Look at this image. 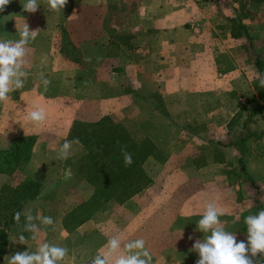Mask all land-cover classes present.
Here are the masks:
<instances>
[{"label": "rangeland", "instance_id": "rangeland-1", "mask_svg": "<svg viewBox=\"0 0 264 264\" xmlns=\"http://www.w3.org/2000/svg\"><path fill=\"white\" fill-rule=\"evenodd\" d=\"M80 1L84 0H68L64 10L57 13L49 10L47 0H38V10L29 13L23 9L26 0H12L6 10L0 12V40H18L19 32L25 24L30 31L39 29L38 35L43 33L50 37L48 43L36 45V58L34 54L28 55L29 63L24 69L27 72L25 86L10 93L9 99L0 103V117L11 114L12 102L20 91L27 90L34 84L41 90L44 89L40 72L48 67L53 72H60V68L68 67L73 70L74 75L79 69V82L76 76H72L73 84L80 87L79 94L75 86L73 89L70 86L69 91L64 89L63 92L72 99L81 97L86 102L82 107L83 112L92 115L90 105L98 92L91 88L90 83L96 82L99 77L95 74L96 68L101 72L112 69L116 73L122 70L125 63L123 57L133 51L134 41L138 42L142 35L151 36L154 31L162 29L151 18L154 17L150 15L152 12L147 11L152 0H97L93 14L102 20L103 36L108 37L106 56L102 52L94 53L91 50L83 58L82 50L74 46L68 32L61 26L72 7ZM203 1L218 6L224 3L230 5L228 11L219 7L215 14L217 19L230 18L229 27L220 23L215 25L216 22L208 24L206 20L210 22L212 19L210 11L202 8L194 11L192 3L201 4ZM177 2H180L179 7L182 8L191 4V9L185 11V14L181 12L180 26L174 27L176 44L184 40L177 31H192V35L204 40L203 44L209 50L205 52L206 55L213 51L227 57L230 66H241L242 75L228 76L230 82H234V87L229 91L217 92L215 98L218 99L213 100V103L217 104L219 101L218 106L212 107L206 101L203 107L192 106V115H200L199 120L194 117L189 122L170 121L172 119L166 114L164 122L154 121L148 124L150 128L161 131L163 138L159 139L158 148L135 126L138 124L132 126L127 123L124 112L110 114V117L99 120L103 123L102 130L92 126L96 122H73L69 140H80L83 145L78 144L83 151L80 158L64 162V168L69 166L75 178L89 180L94 187V194L86 204L76 207L66 216L62 224L65 233L60 235L59 241H55L56 244L52 243L69 250L61 264H89L95 255L90 257L82 249L88 246L91 250H98L113 236L124 242L143 239L152 256V264H196L199 256L191 249L196 240L203 239L204 234L197 230L196 224L202 218L208 203H215L222 209V224L225 230L236 235L238 242L247 240L245 217L264 208V86L260 84V80L264 79V8L258 0ZM231 4H234L233 11L230 10ZM89 14L91 13H83L79 17L86 18ZM32 22L34 26H30ZM73 29L70 26V30ZM226 29L230 30L231 37L221 41L223 34L220 31ZM87 45L88 43L84 44L85 48ZM32 46L34 43L27 47ZM44 51L49 52L47 59L42 57ZM111 58L114 61L111 62ZM224 65L225 63L221 66ZM34 66L38 69L37 73L29 75L28 71ZM222 70L224 68L220 69ZM44 77L51 81L48 91L54 88L51 86L56 83L53 79H60L59 75L47 74ZM225 79L227 80L219 77L218 72L213 76L214 82H224ZM100 82L107 84V80L103 82L100 79ZM237 82L242 85L239 91L235 87L238 86ZM118 83L125 89L124 78ZM84 86H90V89L83 94L81 92ZM55 93L48 92V98L52 102H59V96L55 99ZM109 93L115 97V92ZM148 98L155 109L162 111V101L157 95L150 94ZM50 110L54 112L53 109ZM209 112H212L211 116L207 114ZM143 131L148 134V130ZM108 138L112 139L113 145L120 148L126 146L127 151L138 154L140 163L137 172L140 173V179L134 176L122 178L119 183L113 182L105 168L97 169L100 165L111 166L104 154L105 146L98 147L99 143ZM35 140L34 137L22 138L18 142L12 141L7 149L0 150V228L17 206L19 196L23 194L33 197L42 192L39 184L34 186L26 179L27 171L23 169V163L30 155ZM42 140L48 141V138H37V141ZM14 146H17L18 151ZM90 154L95 157L90 158ZM42 170H38L39 182L57 181L55 177L58 173ZM112 171L115 172V168L112 167ZM135 181L140 182V185ZM133 182L138 184L139 189L124 197L122 190H133L134 187L126 189ZM49 190L44 197L51 200L57 189ZM43 206L45 211L37 215L50 216L47 211L50 205L44 203ZM87 219L95 222V230L87 235L75 231ZM24 223L25 217L21 215L20 222L14 220L7 229V243L0 264H7L8 257L17 251H37L52 230V226H45L36 220L34 223L40 230L33 239L30 232L22 231ZM21 234L26 238L24 244L19 241Z\"/></svg>", "mask_w": 264, "mask_h": 264}, {"label": "crops", "instance_id": "crops-1", "mask_svg": "<svg viewBox=\"0 0 264 264\" xmlns=\"http://www.w3.org/2000/svg\"><path fill=\"white\" fill-rule=\"evenodd\" d=\"M94 1H80L75 7H72L67 18L61 23V26L68 32L70 41L82 50L83 58H86V53H90L91 50L94 53L102 52V55L106 56L105 45L108 37L103 36L102 20L93 14V9L96 8L98 2L97 0ZM177 1L152 0L150 2L147 11L152 12L150 15H154V17L151 18H154V22L159 23L162 29L154 31L151 36L142 35L138 42L134 41L135 44H132L133 51L127 56L123 55L125 63L122 70L118 72L113 70L116 72L114 73L111 71L112 69L101 72L96 68L95 74L99 77L96 82L90 83L91 88L98 92L96 98L92 97L93 100L90 105L93 109L92 115L83 112L82 107L86 102L84 103L81 97L72 99L65 91L63 92L64 89L69 91L70 86L71 89L75 86L72 76H76L79 82V69L76 70L74 75L73 70L68 67L65 69L60 68V72H53L52 68L48 67L40 73L60 76V79H53L56 81V83L51 84L54 88L52 87L50 91L47 88L45 91V89L41 90L37 84H34L29 89L20 91L18 97L12 102L11 114L7 117L5 115L0 117V150L7 149L12 141L18 142L22 138L30 137L36 139L30 155L23 163V169L27 171L26 179L34 186L39 184L42 192L38 195L36 193L32 199L28 200L22 206L21 213L30 209L32 215L37 216V213L41 214L43 210L45 211L44 203H47V206L50 205V209L47 211L50 212V217L54 219L55 223L44 243L52 244L59 241L60 235L65 233L62 224L66 216L76 207L86 204L94 194V187L90 183L84 179L75 178L69 166L64 168V162H71L82 156V146L73 141L71 157L67 160L57 158L59 147L66 140L70 141L69 135L73 122L95 123L102 118L110 117V114L124 112L127 123L132 126L138 124L135 126L147 138H150L158 148L160 147L158 141L163 138L161 131L157 128H150L148 124L154 121L164 122L166 114L172 119L170 121L189 122L194 117L199 120L200 115H192V106L203 107L205 101L212 107L218 106L219 101L217 104L213 103V100L218 99V97L215 98L218 95L217 92L220 90L229 91L234 87V82H230L228 76L236 75L238 77L242 75L241 66L238 64L230 66L227 57L220 56L213 51L206 55L205 52L209 50H206V46L203 44L205 43L204 40L196 38L197 35H192V31H177L184 40L176 44L174 27L180 26L181 12L185 14V11L191 9V4L182 8L179 7L180 2ZM231 5L230 10L233 11L234 4ZM260 6L264 8L262 4ZM219 7H221V10L228 11L230 5L224 3L218 6L205 1L201 4L192 3L194 11H199L202 8V10L212 13L210 22L206 20L208 24L216 22L215 25L220 23V25L229 27L230 18L221 17L217 19L215 14L219 11ZM89 12L91 14L86 18L79 17L81 14ZM30 26H34L33 22ZM70 26L74 29L70 30ZM220 32L223 34L220 37L221 41L223 38L231 37L229 29ZM48 39L50 37L47 34L37 35L36 39L31 42L34 43V46L28 47L29 54H34V58H36L38 50L36 45L40 46L42 42L48 43ZM104 39L106 41H103ZM86 43L88 45L85 48L84 44ZM190 43L192 45L189 46ZM128 55L130 56L128 57ZM48 56L49 52L44 51L42 57L47 59ZM116 59L119 60L120 58ZM109 60L114 61L113 58ZM223 63L225 65L221 66ZM225 66L228 67L225 68ZM218 68H224V70L220 71ZM37 70V67L34 66L28 71L29 75L37 73ZM216 72H218L219 77L222 79L227 78V80L214 82L213 76ZM69 73L71 77H69ZM122 78H124L125 89L120 87L121 84L118 83ZM100 79L103 82L107 80V84H102ZM240 83H238V86L235 85L237 91L242 89ZM90 86H84L81 93L84 94ZM75 87L76 92L79 94L80 87L78 84ZM53 91L56 92L55 99L59 98V102H52L48 98V92ZM109 91L115 92V97ZM58 92H61V94L58 95ZM150 94L157 95L162 101V111L155 109L152 102H150L148 98ZM57 96L59 97L57 98ZM35 105H39L46 110L47 119L43 124L35 125L28 120V113L34 110ZM50 109H53L54 112ZM207 114L211 116L212 112ZM143 130H148V134H145L146 132ZM40 137L48 138V141H37V138ZM40 169H43L42 172L47 169L52 173H58V176L55 177L57 181L52 180L50 183H45L41 180L39 182L37 174ZM49 188L57 189V191H53L54 195L52 194V196L54 197L51 200L47 196L44 197L45 194L50 192ZM22 216L24 215L22 214ZM94 230L95 222L87 219L80 223L75 231L87 235ZM104 248L105 246L98 250H91L86 246L82 250H84V254L91 257Z\"/></svg>", "mask_w": 264, "mask_h": 264}, {"label": "clouds", "instance_id": "clouds-1", "mask_svg": "<svg viewBox=\"0 0 264 264\" xmlns=\"http://www.w3.org/2000/svg\"><path fill=\"white\" fill-rule=\"evenodd\" d=\"M12 0H0V12H4ZM68 0H47L50 11L61 12ZM39 8L38 0H26L23 9L35 13ZM37 30H29L25 24L19 32L18 40H0V103L9 99V94L23 89L24 78L28 65V45L38 35ZM90 59V58H89ZM41 82L45 91L51 81L41 73ZM264 86V79L260 80ZM47 119L46 110L39 105L28 113V120L35 125L43 124ZM75 143H79L77 139ZM73 141H65L57 152V158L67 160L72 155ZM125 167L133 164L132 153L126 146L120 149ZM25 216L22 231L30 232L35 239L39 227L34 221L39 220L45 226H54V219L50 216H33L30 209L24 213L16 212L14 220L19 223L21 215ZM224 213L215 203H208L202 218L199 219L197 230L202 232L203 239H198L192 246V251L198 253L196 264H264V208L258 213L245 217L244 223L247 230V240L237 241L236 235L225 230L220 219ZM25 236L20 235L19 241L24 244ZM191 240L192 237L190 236ZM123 249V251H122ZM66 247L50 243H43L35 252L17 251L7 259V264H61L68 255ZM89 264H152V256L145 247L143 239L124 242L121 238L113 236L108 239L105 248L91 258Z\"/></svg>", "mask_w": 264, "mask_h": 264}, {"label": "trees", "instance_id": "trees-1", "mask_svg": "<svg viewBox=\"0 0 264 264\" xmlns=\"http://www.w3.org/2000/svg\"><path fill=\"white\" fill-rule=\"evenodd\" d=\"M259 3H261L264 6V0H258ZM256 63V61H254V64ZM93 127H99L101 130L103 129V123L98 121L95 124L92 125ZM77 139H73L71 138V141H76ZM79 144L83 145L82 142L79 140ZM105 146V157H107L111 163V166H103L100 165L97 169L101 170L102 168H105L106 170V174L109 175L110 179L113 182H120V180L123 178H132L134 176H137L138 179L139 178V172L138 171V166L140 163V160L137 158L136 153H132L131 151H128L130 153H132V157H133V164L130 167H125L124 165V160H123V155L120 151V147L113 145V141L111 138H108L105 142L99 143L98 147L101 146ZM103 146V147H104ZM15 149L18 151L17 146H14ZM91 155V154H90ZM95 155H91L90 158H94ZM112 167L115 168V172L112 171ZM137 172V173H136ZM136 173V175H135ZM88 183H91L89 180L87 181ZM136 182V181H135ZM136 183H140V182H136ZM138 184H135L134 182L130 185H128L126 187V189L128 187H134L133 190H129L127 192H125V190H122V195H124V197H128L130 196L134 191L139 189V186H137ZM140 185V184H139ZM32 198V196L27 197L25 195H21L19 196V200H18V204L17 206L14 208V210L11 212V214H9L7 216V218L5 219L4 223L2 224V227L0 228V259L1 256L4 253L5 247H6V243H7V237H6V231L7 229L12 225L13 221H14V214L16 212H21V208L24 205V203H26V201L30 200Z\"/></svg>", "mask_w": 264, "mask_h": 264}]
</instances>
